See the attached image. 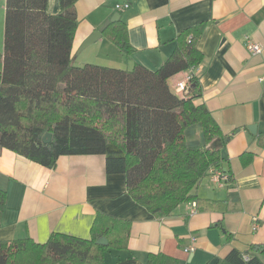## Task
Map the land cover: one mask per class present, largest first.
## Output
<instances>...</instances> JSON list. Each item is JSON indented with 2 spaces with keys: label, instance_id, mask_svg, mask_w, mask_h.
<instances>
[{
  "label": "crops",
  "instance_id": "0c3cea01",
  "mask_svg": "<svg viewBox=\"0 0 264 264\" xmlns=\"http://www.w3.org/2000/svg\"><path fill=\"white\" fill-rule=\"evenodd\" d=\"M124 3L128 7L116 8ZM74 7L78 24L71 57L78 65L95 61L129 69L139 63L154 69L174 51L183 30L203 25L197 40L203 59L194 70L200 96L193 103L206 106L222 135L205 143L199 123L186 127L184 135L189 145L218 148L221 160L192 190L198 200L158 217L131 197L124 174L106 172L103 154L61 155L48 168L2 148L0 189L6 200L0 240L45 242L52 232L89 238L99 212L130 223L126 246L108 248L104 264H147L151 253L178 264H210L233 248L264 246V81L259 80L264 72V0H77ZM59 8V0H47L48 12ZM115 12V21L125 23L129 51L102 33L82 46ZM246 37L262 45L259 54L247 51ZM92 48L94 60L83 53ZM186 74L180 71L168 79L177 95L174 85ZM246 152L254 155L244 165L240 156ZM213 173L226 179L215 181ZM190 245L193 251L186 252ZM257 255L264 263V254Z\"/></svg>",
  "mask_w": 264,
  "mask_h": 264
},
{
  "label": "trees",
  "instance_id": "16d2710c",
  "mask_svg": "<svg viewBox=\"0 0 264 264\" xmlns=\"http://www.w3.org/2000/svg\"><path fill=\"white\" fill-rule=\"evenodd\" d=\"M76 1L59 0V11L50 13L47 0H4L0 149L48 168L61 155L103 154L106 172L124 174L136 202L151 214L168 216L180 203L198 200L192 190L221 160L218 148L192 146L185 139V128L196 123L205 143L222 135L206 106L193 103L200 96L196 75L183 95L168 85L171 76L201 63L197 40L203 25L183 30L174 51L154 69L139 63L129 69L78 65L71 57ZM102 34L129 51L120 19ZM45 133L51 134L47 143L42 141ZM253 155L243 153L242 163L248 164ZM5 200L0 189V216ZM129 224L98 212L89 238L52 232L45 242L0 240V264H104L108 248L126 246ZM101 236L107 244L96 242ZM257 254H264V246L250 244L210 264H264ZM147 264L178 262L151 253Z\"/></svg>",
  "mask_w": 264,
  "mask_h": 264
},
{
  "label": "built area",
  "instance_id": "2783aa9c",
  "mask_svg": "<svg viewBox=\"0 0 264 264\" xmlns=\"http://www.w3.org/2000/svg\"><path fill=\"white\" fill-rule=\"evenodd\" d=\"M126 7H128V4L127 3H124L122 5H117L116 8L118 10L120 9H125ZM245 47L247 49V51L251 54H259L261 51H262V45L253 41L252 39H250L249 37H246L245 38ZM196 68L195 67H190L188 70H187V74L185 76V78L181 81H178L175 83L174 85V90L178 93H180V95H183L184 93L187 92V90L189 89L190 87V80L193 78V75L195 74L194 73V70ZM260 81H264V72L263 74L261 75V77L259 78ZM212 177L215 181H220V179H226V176H223L221 174H218V173H213L212 174ZM191 212H194V210L192 209ZM254 223H253V228L256 229L257 228V221L256 219H254ZM194 249V246L193 245H190V246H187L184 248V250L186 252H190V251H193Z\"/></svg>",
  "mask_w": 264,
  "mask_h": 264
},
{
  "label": "water",
  "instance_id": "95a60500",
  "mask_svg": "<svg viewBox=\"0 0 264 264\" xmlns=\"http://www.w3.org/2000/svg\"><path fill=\"white\" fill-rule=\"evenodd\" d=\"M118 17H119V13H118V12L113 13V15H112L108 20H106L100 28L95 29V30L92 32V34H91V35H90V36H89V37L83 42L82 46H87V45H89L90 43L96 41V40L100 37V35H101V33H102V30H103V29H104V28H105L110 22H113V21H115L116 19H118ZM248 128L250 129L251 132H254V130H255L256 127H255V125L253 124V125H249ZM50 140H51V134H50V133H45V134L43 135V137H42V141H43L44 143H47V142H49ZM96 242H97V243H102V244H106V243H107V242H106V239H105L104 236L99 237V238L96 240Z\"/></svg>",
  "mask_w": 264,
  "mask_h": 264
},
{
  "label": "rangeland",
  "instance_id": "374dc122",
  "mask_svg": "<svg viewBox=\"0 0 264 264\" xmlns=\"http://www.w3.org/2000/svg\"><path fill=\"white\" fill-rule=\"evenodd\" d=\"M0 9L2 10V15L0 14V50L3 49V31H4V8L0 7ZM92 50H94L93 48L90 50H83L84 55H88L91 60H94L95 55H97L95 52H92ZM81 56H79L80 59ZM88 61V60H87ZM83 62V61H82ZM95 61H90V63H94Z\"/></svg>",
  "mask_w": 264,
  "mask_h": 264
}]
</instances>
